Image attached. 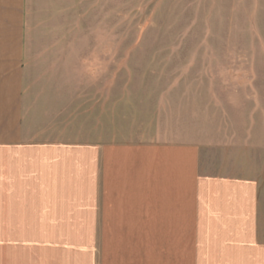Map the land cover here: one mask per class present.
<instances>
[{"label":"crops","instance_id":"1","mask_svg":"<svg viewBox=\"0 0 264 264\" xmlns=\"http://www.w3.org/2000/svg\"><path fill=\"white\" fill-rule=\"evenodd\" d=\"M69 15L0 0V264H45L46 235H91L98 212L103 234L161 236L182 258L196 235L197 264H264L258 181L207 174L197 144L110 141L107 82L86 85Z\"/></svg>","mask_w":264,"mask_h":264},{"label":"rangeland","instance_id":"2","mask_svg":"<svg viewBox=\"0 0 264 264\" xmlns=\"http://www.w3.org/2000/svg\"><path fill=\"white\" fill-rule=\"evenodd\" d=\"M61 5L76 22L78 55H93L86 85L107 82L110 141L151 133L197 144L207 174L256 179L264 206V0ZM97 216L91 235L59 225L46 235L45 264L198 263L196 235L182 258V245L167 251L161 236L103 234Z\"/></svg>","mask_w":264,"mask_h":264}]
</instances>
